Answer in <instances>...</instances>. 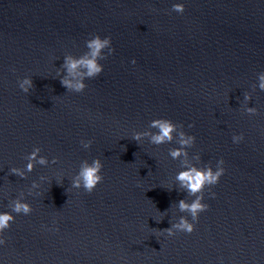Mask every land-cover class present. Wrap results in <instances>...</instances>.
<instances>
[{"label":"water","instance_id":"95a60500","mask_svg":"<svg viewBox=\"0 0 264 264\" xmlns=\"http://www.w3.org/2000/svg\"><path fill=\"white\" fill-rule=\"evenodd\" d=\"M96 34L102 72L69 71ZM262 75L264 0H0V264H264ZM96 158L103 180L74 187ZM221 158L215 185L177 178Z\"/></svg>","mask_w":264,"mask_h":264},{"label":"clouds","instance_id":"9594fccd","mask_svg":"<svg viewBox=\"0 0 264 264\" xmlns=\"http://www.w3.org/2000/svg\"><path fill=\"white\" fill-rule=\"evenodd\" d=\"M184 4L183 3H175L172 6V9L177 13H183L184 12ZM111 42V37L106 36L101 38L99 34H96L91 40L87 41V46L89 49H91L90 56H86L81 59H72V58H66L65 63L69 68V71H74L78 66H84L87 68V74L89 76H93L96 74H99L103 70V66L97 63V57L100 55L101 49H103L106 45H108ZM133 63H135V60H133ZM66 86H71L68 81H62ZM32 86V82L29 78L23 79L19 83V87L24 91L27 92L29 87ZM85 85L83 83H77L75 85L76 90L79 92L82 89H84ZM260 87L264 89V75L261 76V84ZM251 111V109L249 110ZM153 127H158L160 129V133L158 135H155L152 137V140L154 143H162L166 139L170 140L171 133L173 132L175 125L172 123L171 119L168 118H160L152 121ZM191 126V125H190ZM184 134L181 133V136ZM135 139H139V134H137ZM194 136H189L187 139H182V144H188L191 143L194 139ZM234 141L239 142L243 139V134H240L239 136L233 137ZM83 142V141H82ZM92 143L91 140L87 141V143L84 144L85 147H88ZM39 149L37 148L35 152H33L29 159H35L36 152H38ZM171 155L173 157H176L180 155L179 151H172ZM40 163H44V159L41 158ZM224 164L223 158H221L218 161V166L213 171V169H192L189 171H185L178 175V179L185 184H187L188 188L192 193H196L202 189V187L205 184L208 185H215L219 182V178L224 173L225 169L222 167ZM28 170L30 171L32 168V164H28ZM103 163L99 158L94 159L91 163L85 162L80 172L78 173V179L74 181V187H81V184L85 191L92 192L98 183H100L103 180L102 170ZM14 172H18V169H12ZM23 175L22 173H20ZM212 195H215L212 193ZM209 206L207 204L200 203V199L198 198L196 201H194L192 204H186L184 201H180V209L183 211L185 209L189 210L192 214V217L194 220L198 219V213L201 211H204ZM13 212L19 213L23 212L24 214H28L31 212V208L27 203L17 202L13 208ZM14 217L10 213H0V231H3L5 228H9V221H12ZM174 227L180 229L183 232L191 233L195 225L193 223H189L184 218H181V221L178 225H174ZM168 232L169 235H172L171 229L165 230ZM5 240L0 238V244H4Z\"/></svg>","mask_w":264,"mask_h":264}]
</instances>
